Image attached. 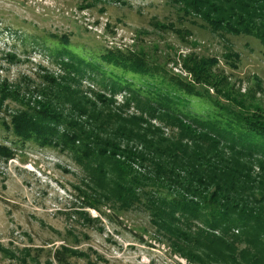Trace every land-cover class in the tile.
<instances>
[{
    "label": "trees",
    "instance_id": "obj_1",
    "mask_svg": "<svg viewBox=\"0 0 264 264\" xmlns=\"http://www.w3.org/2000/svg\"><path fill=\"white\" fill-rule=\"evenodd\" d=\"M168 1L185 20L264 47V0ZM67 49L51 53L64 70L58 78L27 90L0 80V115L8 100L21 106L3 120L17 143L73 152L89 179L85 205L142 210L189 264H264V107L234 98L217 58L191 55L188 81L141 54L107 50L87 60ZM86 80L101 90H84ZM200 102L212 108L198 113ZM0 153L14 156L4 145ZM75 256L86 254L63 246L54 259L72 264Z\"/></svg>",
    "mask_w": 264,
    "mask_h": 264
},
{
    "label": "rangeland",
    "instance_id": "obj_2",
    "mask_svg": "<svg viewBox=\"0 0 264 264\" xmlns=\"http://www.w3.org/2000/svg\"><path fill=\"white\" fill-rule=\"evenodd\" d=\"M64 48L87 60H100L107 50L141 54L188 81L184 63L191 55L217 58L234 98L264 107L260 41L215 34L199 20L183 19L168 0H0V80L27 90L44 84L45 76L58 78L64 70L51 53ZM230 54L237 55L232 64ZM92 85L86 80L83 89L101 90ZM126 97L117 94V105ZM19 108L8 100L0 115V145L14 154L0 153V264H58L54 255L63 246L86 254L72 257V264H189L160 240L142 210L117 215L106 205H85L89 179L73 152L17 143L3 120ZM211 108L209 102L194 106L201 114Z\"/></svg>",
    "mask_w": 264,
    "mask_h": 264
}]
</instances>
